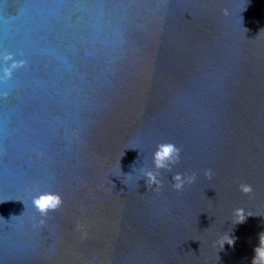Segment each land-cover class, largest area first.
Segmentation results:
<instances>
[{
  "label": "water",
  "instance_id": "obj_1",
  "mask_svg": "<svg viewBox=\"0 0 264 264\" xmlns=\"http://www.w3.org/2000/svg\"><path fill=\"white\" fill-rule=\"evenodd\" d=\"M262 235L264 0H0V264H251Z\"/></svg>",
  "mask_w": 264,
  "mask_h": 264
},
{
  "label": "clouds",
  "instance_id": "obj_2",
  "mask_svg": "<svg viewBox=\"0 0 264 264\" xmlns=\"http://www.w3.org/2000/svg\"><path fill=\"white\" fill-rule=\"evenodd\" d=\"M178 156V149L172 144H163L158 146V150L154 153V164L157 168L165 167L166 162L173 160V157ZM149 181H153L154 178L151 173L147 174ZM175 179L179 180L177 176ZM177 187H180L177 184ZM242 190L250 191V187L242 186ZM34 206L42 213L46 214L49 209H55L61 204V200L56 195L44 194L34 199ZM251 264H264V235L259 239V246L254 249V256Z\"/></svg>",
  "mask_w": 264,
  "mask_h": 264
}]
</instances>
